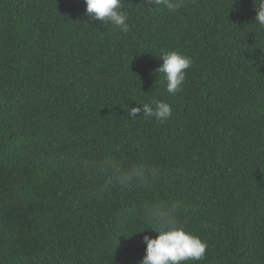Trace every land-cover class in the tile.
<instances>
[{"label": "trees", "instance_id": "obj_1", "mask_svg": "<svg viewBox=\"0 0 264 264\" xmlns=\"http://www.w3.org/2000/svg\"><path fill=\"white\" fill-rule=\"evenodd\" d=\"M130 31L85 0H0V264H140L146 210L180 200L202 261L264 264V27L254 0H122ZM192 59L167 92L161 53ZM167 102L160 123L129 113ZM155 172L101 194L80 161Z\"/></svg>", "mask_w": 264, "mask_h": 264}, {"label": "clouds", "instance_id": "obj_2", "mask_svg": "<svg viewBox=\"0 0 264 264\" xmlns=\"http://www.w3.org/2000/svg\"><path fill=\"white\" fill-rule=\"evenodd\" d=\"M86 13L92 19L104 24L111 23L123 34L130 31L128 14L122 10V0H85ZM255 22L264 27V0H254ZM163 6L170 12H178L185 6V0H144L148 11L153 7ZM162 65L156 70L163 73L167 82V92L173 95L183 89L186 75L192 59L178 51L161 53ZM152 117L160 123L167 122L172 115L171 106L162 100L152 99L141 107H133L130 117L138 115ZM81 168L90 178L104 179L99 182L98 190L101 194L113 188H126L136 184L145 190H151L155 182V172L147 170L143 165L133 164L124 166L111 160L80 161ZM183 207L180 200H174L166 206L150 207L146 210L147 219L152 224V230L157 233L155 238L148 235L143 237L146 244V254L140 264H187L188 261H202L206 256L208 244L199 236L177 226V212Z\"/></svg>", "mask_w": 264, "mask_h": 264}]
</instances>
